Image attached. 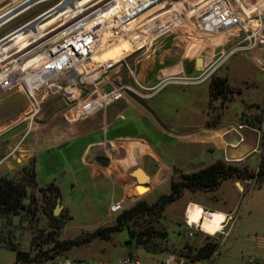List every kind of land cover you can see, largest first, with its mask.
Returning <instances> with one entry per match:
<instances>
[{
	"label": "rangeland",
	"instance_id": "rangeland-1",
	"mask_svg": "<svg viewBox=\"0 0 264 264\" xmlns=\"http://www.w3.org/2000/svg\"><path fill=\"white\" fill-rule=\"evenodd\" d=\"M56 1L0 0V37L35 17ZM89 1L91 0H80L78 4ZM160 1L142 4L129 21V26L135 31L139 30L142 34H146L149 30L145 37L136 42L133 41L134 43L127 46V50L122 49V45L118 44L116 39L107 40L109 42L107 55L112 51L116 55L107 57L108 60L110 59L108 64L113 65L95 81L103 79L100 84L103 90L119 84L135 83L127 72L125 61H134L137 64L140 57L146 53L173 55V59L177 58V60L182 59L183 56L204 53L205 50L214 47L216 43L214 41L220 40L219 36L225 32L222 30L211 34L202 33L194 27L196 14L207 5L209 0ZM104 3L106 1L102 2ZM236 3L247 9L253 4H255L253 8L259 6L260 0H236ZM106 6L105 4L100 8L103 9ZM60 14L62 12L50 18L42 26L59 18ZM32 23H37L36 18L32 20ZM19 29L12 34L14 39L11 44L16 47V50L7 56L5 51L8 48H0V58L17 57L20 50H26L31 44L40 40V33L35 34L31 40H26ZM106 30L108 34H111L112 31L109 32L108 27ZM112 33L110 38H115L116 34ZM124 34L123 31V38ZM206 35L217 38L212 40L213 43L199 44V39ZM36 37H39L37 38L39 40ZM21 38L23 40L20 42ZM194 43L196 46L193 45ZM139 46L142 47L119 60ZM262 47L264 46L251 51L255 54L258 49L261 51L260 58L263 62L260 66L245 56L241 50L228 53L220 61L218 73H226L228 83L240 88L239 92L225 101L227 107L225 105L221 107L218 99L213 100L208 106L210 78L201 82H182L178 74L169 75L160 81L162 84L147 97H140L126 89L122 98L110 102L108 111L117 105L124 107L118 109L121 115L116 119L113 121L107 119L109 122L107 128L106 121L100 123V120H103L102 110L84 118L85 122L82 121L83 119L75 122V124L80 121H82L80 124L86 123L87 127L94 128V132H88L81 138L70 139L65 144L38 151L34 160L36 186L27 188V197L23 200L28 205L27 209L14 214L0 215V264H13L14 247L27 251L30 255L36 251H47L46 254L42 253V257L51 254L53 257L68 255L74 258L77 264L97 262L113 264L129 254L135 256L141 264H162L160 259L169 252L184 254L190 249L192 253L206 239L219 236V234L214 236L203 230H196L192 236L186 235L183 208L188 199L209 209H230L233 216L229 234L220 246L222 253L209 260L205 259L203 263L248 264L247 258L243 256L254 254L253 245L264 244V182L258 184L252 178L243 183V189H237L230 178L222 179L212 190L191 191L184 188L179 196L165 205L160 217L167 229V238L163 241L165 248L162 251H149L140 244H135L128 236L125 227L113 231L108 239L93 237L86 243L70 244L68 248L54 249L52 247L63 239L82 236L96 227L114 223L116 214L138 199L152 202L158 193L169 191V181L178 171L192 172L212 162L211 160L219 155L215 143L214 145L213 143H197L185 140L183 137L185 132L193 131L194 134L199 132L198 126L203 125L208 116L214 119L220 112L218 121L222 124L237 122L246 123L253 128L259 127L261 118L264 117L262 113L264 48ZM196 74L198 71H190L185 75L192 77ZM136 75L142 82L154 83L158 80L155 78L154 69L144 68L142 63L136 65ZM3 93L0 92V105L10 103L17 110L22 100V104L26 103V98L17 89ZM127 99L134 100L139 105H131ZM249 102L255 103L249 104ZM244 104L245 109L240 112ZM67 107L60 94H45L40 101V109L34 117L35 122L45 120L43 117L50 114L52 110L58 112L63 119L62 114ZM255 112L260 115L258 123L252 118ZM153 123L159 126L160 132L154 128ZM98 124L99 126L102 124L101 129L98 128ZM45 128L54 131L49 127ZM252 131H242L245 140L250 138L254 140ZM106 132L108 136L112 134L118 136L116 140L122 143V149L119 151L122 156L117 155L116 159L107 165L110 169L108 174L103 169L101 173H96L97 168L101 169V167L99 163L94 162L91 150L98 153L102 150L82 148L87 142L101 138ZM261 132L263 139L259 142L260 157L264 152V127ZM34 134L35 131L29 130L23 141L33 140ZM137 143L141 149H135L133 154L128 155L125 151L126 145ZM149 147L156 158L151 151H147L144 155L139 154L140 151ZM135 165L143 166L148 173L151 169H156L160 179L158 184L151 183L153 175L150 173V179L143 183H128L129 169ZM243 165L251 171L255 170L258 165V154L247 155ZM173 168H176L177 172H174ZM18 174L16 171L13 176ZM50 182L58 187V197L54 195L52 187H45ZM57 203L59 204L58 213L54 214L53 209ZM207 212L216 213L217 211L207 210ZM128 239L131 242L125 244L124 242ZM228 252L231 254L228 255Z\"/></svg>",
	"mask_w": 264,
	"mask_h": 264
},
{
	"label": "built area",
	"instance_id": "built-area-1",
	"mask_svg": "<svg viewBox=\"0 0 264 264\" xmlns=\"http://www.w3.org/2000/svg\"><path fill=\"white\" fill-rule=\"evenodd\" d=\"M79 1L57 0L35 17L16 27L15 29L20 28L19 30L26 36V40H31L37 33L41 34L40 40L31 44L26 51L17 57L0 58V90L6 92L17 89L26 98V108L21 121L27 122V129L18 139L11 152L19 149L24 137L35 122L34 117L40 109V101L45 94L57 93L63 97L68 107L62 114V118L67 124H73L103 110L110 102L122 98L126 89L140 97H147L162 84L159 82L154 86H148L141 83L136 75V62L125 61L127 72L135 83L119 84L103 90L100 88L103 79L95 81L113 64L101 63L94 70L81 68V64L92 53L94 35L98 29L108 27L117 35L126 30L124 29L126 28L125 25L134 17L142 4L153 3L156 0H91L84 4H78ZM98 1L101 2L96 4ZM104 1L106 3L102 4ZM162 1L165 0L160 2ZM105 4L108 7L100 8ZM61 12L59 18L42 26L50 18ZM73 12H75L74 15ZM34 18H36L37 23H32ZM194 27L202 33L209 34L236 28L239 31L238 39L227 48L220 49L214 55L213 62L202 68L198 74L192 77L179 75L182 82H201L209 79L222 58L228 53L235 50L252 51L264 46V9L260 4L251 10L250 8L244 9L236 3V0H209L207 5L196 14ZM13 30L0 37V48H8L5 51L7 56L16 50V47L11 44L14 38L10 33ZM5 59L8 60L3 62ZM262 113H264V107ZM263 127L264 117L261 118L257 128L246 123H230L228 130L237 134L230 146H237L244 141L241 128H250L256 131L258 140H262L261 131ZM255 151L259 161L261 146L258 145ZM221 159L226 162H237V158L233 159L225 151H223ZM186 211L187 206L183 220L186 226L185 233L187 236H192L196 230L202 229L199 222L192 225L187 223ZM225 216L222 230L214 234V236L219 234L216 236V246L207 258L195 259L183 253L169 252L160 259V262L162 264H204L205 259L209 260L215 255L221 254L220 246L229 234L233 221L231 214ZM243 257L248 260L253 259L252 255ZM15 264H77V261L68 255H61L60 257L42 260L19 261ZM92 264L108 263L97 262ZM113 264L141 263L135 256L129 254Z\"/></svg>",
	"mask_w": 264,
	"mask_h": 264
},
{
	"label": "crops",
	"instance_id": "crops-1",
	"mask_svg": "<svg viewBox=\"0 0 264 264\" xmlns=\"http://www.w3.org/2000/svg\"><path fill=\"white\" fill-rule=\"evenodd\" d=\"M254 5L255 4L250 5L251 7L249 8L251 10L254 9L252 7ZM260 5L262 9H264V0L263 1L260 0ZM109 32H111V30ZM112 34H113L112 32L111 34H108V31L105 30L106 41L107 40L109 41V39L110 40L115 39L113 37L110 38ZM238 34H239V31L236 28L227 29L222 34V36H219L221 38L220 40L214 41L216 42L214 47H211L205 50L204 53L189 55L185 57L183 56L182 59H179V60H177V58L173 59V55L170 56L167 54L161 55V54L153 53V55L151 54H147L146 56L143 55L144 57L141 56L137 64L142 63L144 65V68L148 67L151 70L154 69L155 78L158 80L154 83H149L147 81L142 82L139 76L138 78L141 81V83L146 84L148 86H154L160 81H162L163 79L167 78L169 75H175V74L185 75L186 73L190 71H196V72L198 71L199 73L202 68H204L205 66L213 62L214 55L217 54L220 49L227 48L231 43L237 40ZM122 35H123V32L117 34L115 37L122 40L123 39ZM37 38L39 37H36V39ZM215 38L217 37L215 36L212 37L210 35L202 36L199 39L198 43L199 44L200 43L201 44L202 43H213L212 40H214ZM21 40H23V38L20 39V42ZM193 45L196 46V43H194ZM107 49H108V46L105 47L104 52H108ZM124 49L127 50V47ZM258 50L256 54L251 51H242V53L245 54V56L251 58L253 62L257 63V65L260 66L261 62H263L262 61L263 59L260 58L261 51H258ZM24 51L26 50H23V49L20 50L19 55H21V53H23ZM197 56H200L202 58V64L200 66L196 65L195 63V59ZM218 67L220 68V66L218 65L214 69L213 73L220 75V76H225V75L227 76L226 73L225 74L218 73V69H219ZM0 92L4 94L1 90ZM127 102H129L131 105H135V104L139 105L136 101L131 100V99H127ZM22 103H23V100H22ZM22 103H21L20 108H18L17 110H15V108L10 103L0 105V176L2 175H7L8 177L13 176L15 172L22 165L29 163L32 159L35 160V157L38 151H41L43 149H49L50 147H53L55 145L58 146L61 144H65V142H67L70 139L79 138V137L81 138L84 134H87L88 132H94V128L91 129L90 127H87L86 123L80 124V122L82 121L85 122L84 121L85 119H83L79 123L77 122L76 124L75 123L66 124L63 121V119H61L59 113L56 112L55 110H54L55 112L52 110L50 114H47L45 115V117H43L45 120L43 121L38 120L37 122H34L33 125L31 126L30 130L35 131L34 137L32 138L33 140H28V141L25 140V142L22 141L19 149L11 152L12 148L16 145L18 139L21 137L23 132L27 129V122L21 121V117L26 108V103L24 104ZM251 103H255V102H249V104ZM109 104H107L105 108L103 109V112H102L103 120H100V123L102 121L104 122L106 121L105 122L106 128L108 127V123H109L107 119H111V121L116 119L119 115H121V112L118 109H122L124 107L123 105H120V106L117 105L116 107H113L112 109L108 111ZM245 104L242 106L240 112L245 109ZM225 107H227V105H225ZM92 115H95V113ZM164 122L167 123L166 121ZM233 123H237V122H233ZM168 124L172 125L170 122H168ZM229 124H222L220 122H217L215 126H209V127H205L203 124V125L198 126L199 129L197 130L199 132L195 134L193 131L185 132L183 134V137L185 140H189V141H193L197 143H206V144L213 143V145L215 143V148L218 150L219 155L216 156L211 161L217 158H220V157L222 158L223 151H225L230 157H232L233 159L237 158V162H241L243 164L244 158L247 155H249L250 153H257L255 149L259 145L260 141L258 140V136L254 131L248 128H241L240 129L241 132L244 130L252 131L254 133V140H252L251 138L248 140H245L244 138V141L241 142L239 145L234 146V147L230 146V143L234 142V138L237 137V134L233 131L228 130ZM153 125H154V128L160 132V129H158L159 126L157 125L158 126L157 127L156 123H153ZM45 127L54 129V131H50ZM101 127H102V124L100 126L98 124V128L101 129ZM117 137L118 136H115L113 134L108 136L106 132L105 135L102 136L101 138L89 141L83 146L82 149H85V150L93 149V148L102 150L101 153L94 152L93 150H91L94 162L99 163L101 167V169L97 168L96 173H101L103 169L108 174L109 173L108 170L110 169L107 168V165L112 160H115L117 155H120L119 151L120 149H122L121 148L122 143L121 142L119 143L116 140ZM24 138H26V136ZM125 149H127L125 150L126 153L128 155H131L133 154L135 149H141V148H140V145L137 143L134 145L133 144L126 145ZM209 149H211V147H209ZM147 151H151V153L154 156V153L150 147L149 149H143L142 151L139 152V154L144 155L146 154ZM99 156L107 157L109 159L108 163L107 164L100 163L99 160L97 159ZM154 157L156 158V156ZM156 171H157L156 169H151L149 171V173L153 175V180L151 181V183L153 184H158L157 182L160 181V179L158 178L159 173H156ZM139 173H141L143 176L146 177L145 181L149 180L151 177L150 174L144 170L143 166L135 165L129 169V172H128L129 176L127 177L128 183H131V184L139 183V178L142 176ZM230 180L237 187V189H240V188L237 186L236 181L240 183L242 189H243V183L248 182V179L234 180L230 178ZM189 202H195V201L188 199L183 208V213H185L186 206L188 205ZM195 203L199 204L198 202H195ZM201 207L203 206L201 205ZM203 208L212 210V211H218V212L224 213L225 215L231 214L230 209H224V208L209 209L207 207H203ZM252 252L254 253L252 255L253 256L252 260H248L245 258L248 264H264V244L259 245V246L253 245ZM230 254L231 253L228 252V255Z\"/></svg>",
	"mask_w": 264,
	"mask_h": 264
},
{
	"label": "trees",
	"instance_id": "trees-1",
	"mask_svg": "<svg viewBox=\"0 0 264 264\" xmlns=\"http://www.w3.org/2000/svg\"><path fill=\"white\" fill-rule=\"evenodd\" d=\"M240 88L232 86L228 83L226 76L212 74L208 81V106L213 100L219 101L221 107L225 105V101L233 97L234 93L239 92ZM264 115V113H263ZM220 112L215 118H208L204 122L205 127L215 126L219 122ZM259 113H254L253 120L260 121ZM176 171V168H173ZM16 176H0V215L9 213H18L25 211L28 207L23 202L27 197V188L36 186L34 160L22 165ZM177 172V171H176ZM224 178L238 179H254L256 183L264 182V152L258 161L255 170L251 171L241 162H226L217 158L199 169L192 172L178 171L169 181L170 189L168 192H160L156 195L152 202L145 199H138L132 205L123 208L116 214L115 222L110 225L99 226L82 236L63 239L52 248H68L70 244L86 243L93 237L110 238L113 231L126 228L128 236L133 239L135 244H140L149 251H162L165 248L163 241L167 238V229L161 222L164 207L182 193L184 188L191 191L194 190H212L215 189L220 181ZM45 187H52L54 195L58 197V187L50 182ZM66 246V247H65ZM216 246V237L206 239L199 245L194 252L187 250L186 255L195 259L207 258ZM14 247V246H11ZM15 248V258L13 264L19 261L42 260L53 257L41 256L47 251H36L30 255L27 251Z\"/></svg>",
	"mask_w": 264,
	"mask_h": 264
},
{
	"label": "bare ground",
	"instance_id": "bare-ground-1",
	"mask_svg": "<svg viewBox=\"0 0 264 264\" xmlns=\"http://www.w3.org/2000/svg\"><path fill=\"white\" fill-rule=\"evenodd\" d=\"M106 7H108V6H106ZM129 24H130V22H127V24L125 25L126 28H124V29H126V30H124V33H125L124 34V38L121 41H119V39L115 37V39H117L118 44H121L122 45L121 46L122 49L126 48L127 46L131 45L132 43L136 42L137 40H140L142 37H145L148 34V31H149L148 30L146 32V34H142L139 30L138 31H135L132 27L129 26ZM106 28L107 27L98 29L97 32L95 33L92 53L88 57V59H86V61L83 64H81V68L87 69V70L88 69L94 70L98 66H100L101 63H108L110 59L108 60L107 57L109 55L110 56L108 58L114 57L116 55V53L114 51H112V53H110L108 55H107V52H104V48L107 47V43H109V42L106 41V38H105V30H106ZM17 29H19V28H17ZM17 29H14L10 33V35H12L15 31H17ZM139 47H142V46H139ZM137 49H138V47L135 48L133 51L125 54L124 56H122L119 60H121L123 57H125L126 55L134 52ZM147 54H149V53L144 54V56H146ZM192 204L199 205V204H197L195 202H189L188 205H187V211H186V213L188 212L189 205H192ZM199 206H201V205H199ZM204 210H205V213H208L207 212L208 209H204ZM210 211H212V210H210ZM219 213H221V212H219ZM208 219H210V217H208ZM204 222H205V216L202 215L201 218H200V220H199L201 229H202V225L204 224ZM196 223L197 222H194L193 224H196Z\"/></svg>",
	"mask_w": 264,
	"mask_h": 264
},
{
	"label": "clouds",
	"instance_id": "clouds-1",
	"mask_svg": "<svg viewBox=\"0 0 264 264\" xmlns=\"http://www.w3.org/2000/svg\"><path fill=\"white\" fill-rule=\"evenodd\" d=\"M202 215L205 216V222L202 225L203 231L214 235L216 232L222 230V223L226 219L224 213H205L203 207L195 204L189 205L187 223L192 225L194 222H199ZM208 217H210V219H208Z\"/></svg>",
	"mask_w": 264,
	"mask_h": 264
},
{
	"label": "water",
	"instance_id": "water-1",
	"mask_svg": "<svg viewBox=\"0 0 264 264\" xmlns=\"http://www.w3.org/2000/svg\"><path fill=\"white\" fill-rule=\"evenodd\" d=\"M195 63H196V65H201V64H202V58H201L200 56H197L196 59H195ZM97 159H98L99 162L102 163V164H107L108 161H109V159H108L107 157H104V156H99ZM138 172H139V171H138ZM139 174L142 175L141 173H139ZM145 179H146V177L142 175V176L139 178V183H143V182H145ZM236 184H237V186H238L240 189H242V187H241V185H240V183H239L238 181H236ZM58 209H59V204L57 203L56 206H55V208L53 209V213H54V214H57V213H58ZM130 242H131V240L128 239V240H126L124 243H125V244H128V243H130Z\"/></svg>",
	"mask_w": 264,
	"mask_h": 264
}]
</instances>
